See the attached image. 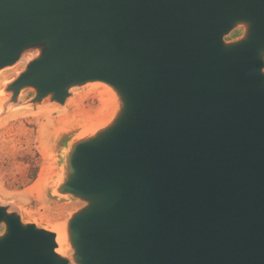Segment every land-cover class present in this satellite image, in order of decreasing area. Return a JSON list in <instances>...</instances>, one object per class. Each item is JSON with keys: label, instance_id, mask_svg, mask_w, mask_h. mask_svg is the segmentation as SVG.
<instances>
[{"label": "water", "instance_id": "obj_1", "mask_svg": "<svg viewBox=\"0 0 264 264\" xmlns=\"http://www.w3.org/2000/svg\"><path fill=\"white\" fill-rule=\"evenodd\" d=\"M19 64L6 106L116 108L67 145L68 251L0 203V264H264V0H0Z\"/></svg>", "mask_w": 264, "mask_h": 264}, {"label": "rangeland", "instance_id": "obj_2", "mask_svg": "<svg viewBox=\"0 0 264 264\" xmlns=\"http://www.w3.org/2000/svg\"><path fill=\"white\" fill-rule=\"evenodd\" d=\"M21 68L19 64L0 71V203L18 209L25 221L57 232L82 206L55 191L67 145L88 131L91 124L87 114L102 110L108 87L92 83L76 89L64 106L49 102L29 105L27 101L33 93L25 90L18 105L6 106L9 96L4 91L5 84ZM45 160L54 163V176L47 184L39 185ZM34 174L37 177L32 180Z\"/></svg>", "mask_w": 264, "mask_h": 264}, {"label": "bare ground", "instance_id": "obj_3", "mask_svg": "<svg viewBox=\"0 0 264 264\" xmlns=\"http://www.w3.org/2000/svg\"><path fill=\"white\" fill-rule=\"evenodd\" d=\"M104 93L107 96L103 100L102 110H100L98 113L96 112L97 114H95V112H89L87 114L88 122L91 124V126L87 132L96 131L100 126L108 123L109 120L112 119L113 112L116 108L115 96L109 88H108V90L106 89L104 91ZM54 170H55L54 163H50L47 160H45L42 164L40 175L38 177L39 185H45L48 182H50L54 176L53 175ZM33 184L35 185L36 183H33ZM34 187H32L31 189H33ZM35 189H36V187H35ZM36 192H34V193H36ZM34 193H31V194H34ZM67 239H68L67 238V228L63 225L59 226L58 230H57V243L59 246L57 251L59 253L64 254L68 251Z\"/></svg>", "mask_w": 264, "mask_h": 264}, {"label": "trees", "instance_id": "obj_4", "mask_svg": "<svg viewBox=\"0 0 264 264\" xmlns=\"http://www.w3.org/2000/svg\"><path fill=\"white\" fill-rule=\"evenodd\" d=\"M36 174H34V176L31 178L32 180H35L36 179Z\"/></svg>", "mask_w": 264, "mask_h": 264}]
</instances>
